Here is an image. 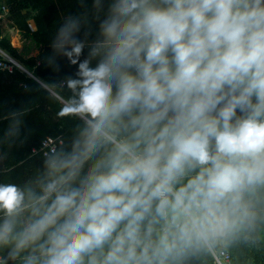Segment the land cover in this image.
Segmentation results:
<instances>
[{
  "label": "clouds",
  "instance_id": "clouds-1",
  "mask_svg": "<svg viewBox=\"0 0 264 264\" xmlns=\"http://www.w3.org/2000/svg\"><path fill=\"white\" fill-rule=\"evenodd\" d=\"M92 8L47 57L76 66L46 89L71 136L0 182V264H264V0Z\"/></svg>",
  "mask_w": 264,
  "mask_h": 264
},
{
  "label": "trees",
  "instance_id": "trees-1",
  "mask_svg": "<svg viewBox=\"0 0 264 264\" xmlns=\"http://www.w3.org/2000/svg\"><path fill=\"white\" fill-rule=\"evenodd\" d=\"M92 4L93 0H0V11L5 7L11 16H16V28L40 50L37 57L24 58V54H20L18 48L11 43L9 34L4 31L0 21V48L20 62L29 73L18 68H15L13 74L0 72V153L7 154V158L3 160H32L37 168L41 164V158L39 155H32L34 147H39L48 137L71 136V129L76 121L56 118L59 105L49 99L47 90L32 79L30 74L47 86L48 83L59 82L65 76L75 74L76 66L69 64L67 58H57L60 70L55 71L48 65L47 57L52 54L51 43L58 28L69 15H87L88 28L92 33L89 39L95 38L98 22L94 19ZM12 29L16 30L15 27ZM86 56L87 49L81 59ZM65 94L70 95L68 92ZM14 110L23 111L24 116L20 135L9 148L2 142L10 123L5 117Z\"/></svg>",
  "mask_w": 264,
  "mask_h": 264
},
{
  "label": "crops",
  "instance_id": "crops-1",
  "mask_svg": "<svg viewBox=\"0 0 264 264\" xmlns=\"http://www.w3.org/2000/svg\"><path fill=\"white\" fill-rule=\"evenodd\" d=\"M13 31L15 30L13 29ZM24 40L26 44L23 42L21 47L18 48L19 53L24 54L23 55L24 58L37 57L39 54L35 56L33 52L34 51L39 52L40 51L39 48L36 47V45L31 40H28L26 38ZM30 77L39 84H41L45 89H47L48 86L41 83V81L36 79L33 75H31ZM17 166H21L23 168H16ZM35 166L36 165L32 163V160H21V162H17V160H0V182H5L6 180H10L11 182L14 183H18V184L22 183L34 173L36 169ZM5 169H11V171H5Z\"/></svg>",
  "mask_w": 264,
  "mask_h": 264
},
{
  "label": "rangeland",
  "instance_id": "rangeland-1",
  "mask_svg": "<svg viewBox=\"0 0 264 264\" xmlns=\"http://www.w3.org/2000/svg\"><path fill=\"white\" fill-rule=\"evenodd\" d=\"M2 10H3V8H2ZM4 15H5V18L3 20H1V23H3V27L5 29L4 31L9 34V39L12 42V44L17 48L21 47L23 42L26 44V42L24 40L25 39L24 35L21 32H19V30H17V28H16L17 27V23H16L17 17L11 16L9 13V10L7 8H6V12L4 13ZM12 27H15V29L17 31L16 30L13 31ZM34 52H33V54L35 56H37L40 51L35 52V53Z\"/></svg>",
  "mask_w": 264,
  "mask_h": 264
},
{
  "label": "built area",
  "instance_id": "built-area-1",
  "mask_svg": "<svg viewBox=\"0 0 264 264\" xmlns=\"http://www.w3.org/2000/svg\"><path fill=\"white\" fill-rule=\"evenodd\" d=\"M2 8H3L2 12L0 11V21L5 18L4 13L6 12V8L5 7H2ZM15 68H18V70H21L22 72L29 74L26 71V68L23 67V65L20 62L15 60L6 51L0 48V72H7L9 74H13L15 71ZM57 137H60V136H57ZM40 148H41V145L39 147H34L33 149L39 150Z\"/></svg>",
  "mask_w": 264,
  "mask_h": 264
}]
</instances>
